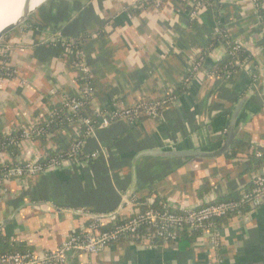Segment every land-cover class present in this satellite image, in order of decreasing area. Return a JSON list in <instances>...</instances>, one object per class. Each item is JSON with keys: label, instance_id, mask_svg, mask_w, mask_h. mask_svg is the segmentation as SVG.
I'll list each match as a JSON object with an SVG mask.
<instances>
[{"label": "crops", "instance_id": "obj_1", "mask_svg": "<svg viewBox=\"0 0 264 264\" xmlns=\"http://www.w3.org/2000/svg\"><path fill=\"white\" fill-rule=\"evenodd\" d=\"M257 1L258 12L249 2L217 0L222 26L243 43L256 62L257 68L246 66L257 69L255 82L244 69L228 81L207 77L206 72L224 54L221 46L214 48L204 61L205 71L197 74L180 100L163 109L157 118H149L136 128L120 122L88 139L85 153L101 151L96 158L36 176L27 184L21 180L4 184L0 223L7 229L6 237L32 252L55 250L67 233L86 225V215L75 212L117 209L122 196L131 189L157 193L161 200L176 206L199 205L234 189L246 191L262 169L256 171L255 164L246 160L227 158L228 150L214 159H195L189 170L166 160L135 157L163 147L223 149L230 130L227 112L251 87L254 95L243 113L248 118L236 139L264 149L260 72L264 71V0ZM191 6L192 0H166L160 11H154L144 7L143 0L46 1L29 17L30 24H24L11 37L19 39L10 59L20 77L0 84V133L32 118L40 122L55 100L47 99L51 89L67 94L78 88V72L71 66L70 55L60 52L55 44L35 45L40 32H57L66 40L82 39L83 64L96 92L90 107L110 105L114 99L124 104L141 98L156 100L182 80L211 36L214 10L201 9L192 24L188 18ZM21 81H27L28 86H22ZM77 131L67 127L61 139L67 144ZM37 141L26 142L20 157L43 152ZM203 177L212 189L199 199L196 190ZM220 238L222 264H264V208L224 227ZM211 257L210 245L203 238L186 252L174 246L154 248L122 241L100 254L74 258L72 264H210Z\"/></svg>", "mask_w": 264, "mask_h": 264}, {"label": "built area", "instance_id": "obj_2", "mask_svg": "<svg viewBox=\"0 0 264 264\" xmlns=\"http://www.w3.org/2000/svg\"><path fill=\"white\" fill-rule=\"evenodd\" d=\"M207 1L212 0H194L188 15L189 21H196L199 11L205 8ZM241 2L251 3L257 12L260 9V4L257 0H241ZM144 3H148L149 6L154 9V11H160L162 7L161 0H143V4ZM214 4L219 5L217 0H215ZM214 13L221 18V9L214 11ZM211 34H217L220 36L221 40H230V42L221 47L224 53L228 52L232 57H234L239 51H247L241 41L231 37L227 29L223 26L221 27V19L219 21L215 20ZM44 42L51 45L55 44L65 54L73 56L75 61L78 63H71V66L75 68L76 72L81 73L83 78L85 77V79H87L85 83L84 95H79L80 98L78 100L69 98L68 93L66 94L64 92H59V90L56 88L51 89L48 94L49 97L47 96V99H55L52 100V103H50L51 107H55L57 105L62 106L60 113L67 116L68 124L73 125L75 122H78L82 127H84V132L81 135V139L73 145L70 154L66 158L51 160L50 165L47 167H43L40 163V161L45 157V154L40 151L19 157V160H21L22 163L19 165H13L12 167L4 166V163L6 160H8L9 155L0 154L1 195H5L6 192V190L3 189L4 184H7L12 180H21L27 184L30 183L34 177L44 175L49 171L68 169L73 167V165H79L82 158L87 156L91 157L92 159L96 158L101 153V151L87 154L85 153V144L88 139L95 137V134L98 130L107 129L110 126L120 122H126L131 126L137 125L138 120L134 112L137 110H143L147 117L150 119H155L159 115L157 107L165 104V102L144 105L140 104L134 107V111H130L129 109L125 108L124 103H117V100L114 99L107 110L104 111L101 107L96 105L93 108L90 107L91 115H84L83 112L85 109V102L81 101V99L88 97V104L91 106L94 92L90 82L91 76L83 64V47L81 44V39L66 40L61 38L60 35L54 34L47 38ZM17 45H19V39L17 38L16 40H13V42L4 41L0 45V84L19 78L17 76V70L10 59L12 48L19 47ZM203 64L204 62L202 63V61L193 63L192 59L189 71H191V73H196L202 69L203 72L205 71L203 70ZM247 65H250L249 62H245L244 60L240 64V70L244 69L246 71L245 73L250 76L252 82H255L258 79L257 74L253 72L254 70L248 69L246 67ZM206 76L215 77L212 71H207ZM231 77L232 75L227 73L224 79L228 81L231 79ZM190 82V80H185V85L190 84ZM21 85L28 86L27 81H21ZM47 99H44L45 104L49 102ZM46 105L49 106V103ZM57 113L58 112L56 110L51 111L50 116H55ZM37 123H39L38 120L32 118L30 121L17 126L19 128L17 130L20 132V141H36L42 137L43 132L40 129H37L35 126ZM10 132L11 131L9 130L6 131L4 135L8 136ZM11 143L18 144L19 141L12 140ZM255 156L256 158L260 159L262 158V153H256ZM123 198L124 195L121 198V201H125L122 210L128 211V213L130 215H134V217L124 224L114 228L113 230H107L103 232L99 231L100 227L105 221H116V217L119 213L115 214V210L97 213L98 218L96 219L86 216V218H88L87 220L90 221L88 226L86 227L85 225H82L77 231L67 233L63 242L56 250L44 251L40 253L25 251L22 253L6 254L0 256V264H71V260L74 258L100 254L104 252L109 246L117 244L122 239H126L127 236H135L136 231L141 223H146L151 227H155L159 237H163L165 239L170 237V239L173 240V234H169L167 231L181 230L183 227H187L190 230L211 227V225H205V223L212 218L223 217L228 212L237 209L241 205L248 206L251 212H254L259 208H264V167L262 168V171L257 173L253 178L251 189L248 191L242 190L240 193V200L237 203L217 204L214 203L215 201L212 198L208 201H205L206 204L197 209L184 211L183 215L169 213L166 211L165 206L162 207V212H156L150 209L142 212L140 209L141 207H149L154 203V199L151 197L141 200L137 197L136 193H134L128 200ZM187 206L188 205H183L181 207ZM75 213L92 214V212L88 213L86 211H77ZM250 213L246 214L245 217H247ZM6 234L7 229L5 225L0 223V239L7 238ZM201 238L206 239L210 245L212 253L210 264H222L223 259L221 252L223 250V242L221 241L220 234L218 235V233L203 230ZM171 245L173 246L174 244ZM171 245L169 244L168 246L170 247Z\"/></svg>", "mask_w": 264, "mask_h": 264}, {"label": "trees", "instance_id": "obj_3", "mask_svg": "<svg viewBox=\"0 0 264 264\" xmlns=\"http://www.w3.org/2000/svg\"><path fill=\"white\" fill-rule=\"evenodd\" d=\"M165 3H166V0H161L162 6H164ZM193 3H194V0H192V5H193ZM214 3H215V0L207 1L205 7L212 8L214 11L220 9V6H218ZM143 6L144 7L149 6V4L144 3ZM149 7H150V9L154 10L151 6H149ZM215 20L219 21L220 17L215 15ZM27 23H28V25L30 24L29 19L25 23V25H27ZM191 23L193 24V22H191ZM221 27H222V24H221ZM19 31H20V28L16 29L15 31H13L8 36V38H11V37L17 35L19 33ZM77 40H78V38H77ZM81 41H82V39H81ZM228 42H230V40H227V41L221 40L220 36H218L217 34H213V35L211 34V36L209 37V39L206 43L205 48L201 49L199 51V53L194 57L193 63H196L198 61H202V63H203L206 60V58L208 57V53L211 50H213L214 48L219 47V46H224ZM82 47H83V45H82ZM58 49H60V48L58 47ZM60 52H61V49H60ZM244 60H245V62L248 61L249 64L252 65L253 67H256V62L252 59L250 53H248L247 51H239L235 54L234 57H232L228 52H226L212 66L210 71H212L214 73L215 77H218L219 79L225 81V79H224L225 75L227 73H230L233 77V74H235V72L240 70V64ZM70 61H71V63H74V62L78 63L77 61H75V58L73 56H70ZM200 72H202V69L196 73H191V71L185 72L182 75V80L179 83H177L174 86V88L172 89V91L169 94H166V96H164L163 98H159V99L157 98L156 100L151 99V98H141V99L136 100L135 102H131L130 104L125 102V104H124L125 108L129 109L130 111H134V107L137 105H140V104L144 105V104H154V103L165 102L164 105H160L157 107V110L160 113L163 109L170 107L171 105H173L174 103H177V101L180 100L181 96L186 92V89L190 85V84L185 85L186 84L185 80H190L191 82H193L195 76L197 74H199ZM253 72L256 73V68L254 69ZM17 76L20 77L18 71H17ZM232 77H231V79H232ZM86 80L87 79H85V77L83 78V75L81 73H76V81H77L78 88L75 91H73L72 93H68L69 98L78 100L80 98L79 95H81V94L84 95ZM13 81H15V80H13ZM90 82H91V85L93 87V92H94L93 98H95L96 92H95L94 81L91 79ZM88 100H89L88 97L81 99V101L85 102V106H84L85 109L83 112L84 115H91V108L88 104ZM123 102L117 100V103H123ZM109 107H110V105L108 104V105H105L101 108H102V110L105 111ZM55 110L58 112L57 115L51 117L50 116L51 111H55ZM61 110H62L61 105H57L55 107L49 108V109H47V111L45 110V114H43L42 120L35 125L37 129H40L43 132L42 137L40 139H38V141H37L38 146L42 148L41 150H43L42 153L45 154V157L40 161V163L43 167H47L48 165H50L51 160H59L62 158H66L70 154L73 145L81 139V135L84 132V127H82L80 125V123L75 122L73 125L68 124L67 123V116L60 113ZM134 112H135V116L138 120V124L133 126L134 128L138 127V125H140V123H142L143 121H146L147 119H149V117H147L145 115L143 110H137ZM71 126L76 127L78 129V131L75 134V137L68 139L69 141L66 144L61 139L62 136H60V134L64 129H66L67 127H71ZM17 129H19V128L15 127L10 132V134L8 136H5L4 133H0V154L1 155H5V154L9 155L8 160H6V162L4 163L5 164L4 166H6V167H10V166L12 167L13 165H19L20 163H22V161L19 160V157L21 156L22 149L24 148L25 143L28 141H24V140L20 141V139H19L20 132ZM98 131H100V130H98ZM12 140H18L19 143L13 144V143H11ZM48 145L54 146V149H49V147H47ZM96 151L99 152L98 150H95L93 152H96ZM228 151H229V153L226 155V157L229 159H233V160L236 159V160H239L242 162H245V160H246V161H248V164H249V162L252 163V165L255 164V166L257 168L256 171H258L264 167V149L260 146H253L251 144H245V143H241L239 140H235V141L229 143ZM256 153H262V158H260V159L256 158V156H255ZM87 154H91V153H87ZM85 159L90 160L92 158L87 156L85 158H82L81 162H83ZM141 159L145 160V159H153V158H141ZM153 160H156V159H153ZM194 160L195 159L186 158V159H181V160L180 159H167L166 161L168 162L167 164L175 165L176 167H179V168L183 167V168H186L189 170L191 165H192L191 163ZM2 168H4V167H2ZM258 173H259V171H258ZM200 182H201V185H199V187L196 190V194H197V197L199 199H201L204 195L208 194L212 189V187L208 184L206 177L201 178ZM251 187H252V182H251V185L249 187H247L246 191L251 189ZM241 192H242V190L237 191L234 189L230 192V194L223 195V196L218 197L217 199H214V201H215L214 203H217V204L218 203H237L240 200V193ZM136 195L141 200L146 199L147 197H151L154 199V203L151 206H149V207L143 206L140 208L142 212L147 211L149 209L156 211V212H162L163 211L162 207L165 206L166 211H168L169 213H173L175 215H183L184 214V211L174 209V208L168 206L167 203H165V201L161 200V197L158 196L157 193L150 194L149 191H146L145 189H139L138 192L136 193ZM111 211H113V210H111ZM250 212H251V210L248 206L241 205L237 209H235L231 212H228L225 216L220 217V218H212L211 220H209L205 223V225H211V227L204 228V229H195V230H190L187 227H183L181 230H169V231H167V233L173 234V236H174L173 240L170 239V237L166 238V239L163 237H159L157 235L155 227H151L146 223H141L140 226L138 227L137 231H136V235H135L136 237L135 236H131V237L127 236L126 239H122L118 243H120L122 241H132L136 244H141V245L154 247V248H165V247H168L169 244L170 245L174 244L173 246L176 247L178 251L186 252L191 248V246L198 239L201 238L203 230L215 232V233H218V235H219L220 231L224 227L228 226L230 223H233L235 221L242 220L243 218H245V215L250 213ZM98 213H100V212H98ZM133 217H134V215H130L128 213V211L122 210L117 215L115 222L105 221L103 223V225L100 227L99 231L103 232V231H107V230H113L114 228H116V227L124 224L125 222L129 221ZM89 223H90V221L87 220L85 226L87 227ZM30 249H31L30 247L29 248L28 247L23 248V247L19 246V243L16 240L10 241L7 238H1L0 239V256L6 255V254L22 253L25 251L32 252V250H30ZM48 251H54V250H48ZM220 258H221V256H220ZM72 260H71V264H72Z\"/></svg>", "mask_w": 264, "mask_h": 264}, {"label": "water", "instance_id": "obj_4", "mask_svg": "<svg viewBox=\"0 0 264 264\" xmlns=\"http://www.w3.org/2000/svg\"><path fill=\"white\" fill-rule=\"evenodd\" d=\"M46 1L47 0H44L42 4H40L34 9L23 8L21 17L17 21V23L0 31V45L4 41L13 42V40H16V38H8V36L16 29L21 28L28 21L29 17L37 9H39L42 5H44ZM3 5L4 4L0 2V8ZM54 34H57V32H51V31L40 32L39 38L34 42V44L38 45L40 43H43L47 38H49L51 35H54ZM260 72H261V75H263L262 79H263V86H264V71H260ZM253 95H254V89L253 87H251L249 90H247L246 94L240 100L235 101L234 105L232 106L233 108L230 109L231 111L227 112L226 122L229 125L230 130L226 136L227 140L224 142L223 149H218L217 151H214L213 148H209V147L207 150L206 148L192 149V150H181V149H177L173 147L153 148V149L142 151L141 153L136 155L135 160L140 159V158H153L157 160H167V159H180L181 160V159L191 158V159H198V160H206V159H214V158H217L223 155L229 149V143L237 140L236 137H237L238 132H240L243 126L245 125V122L248 117L243 113L245 111V107L250 97ZM135 191L136 190L131 189L129 192H126L123 199L128 200L135 193ZM124 202L121 201V205L117 209H115V212H114L115 214L119 213V211L122 210ZM204 204L205 202L200 203L199 205H189L187 207H181V206L173 205L171 203H167L168 206L174 209L181 210V211H189V210L197 209L203 206ZM80 215L81 216L86 215L88 217H93V219L98 218L97 213H94V212L92 214H87V213L82 214L81 213Z\"/></svg>", "mask_w": 264, "mask_h": 264}, {"label": "bare ground", "instance_id": "obj_5", "mask_svg": "<svg viewBox=\"0 0 264 264\" xmlns=\"http://www.w3.org/2000/svg\"><path fill=\"white\" fill-rule=\"evenodd\" d=\"M0 2L4 4L0 8V31H2L17 23L23 8L34 9L44 0H0Z\"/></svg>", "mask_w": 264, "mask_h": 264}, {"label": "rangeland", "instance_id": "obj_6", "mask_svg": "<svg viewBox=\"0 0 264 264\" xmlns=\"http://www.w3.org/2000/svg\"><path fill=\"white\" fill-rule=\"evenodd\" d=\"M48 1V0H47Z\"/></svg>", "mask_w": 264, "mask_h": 264}]
</instances>
